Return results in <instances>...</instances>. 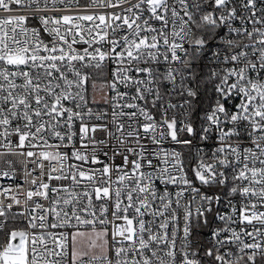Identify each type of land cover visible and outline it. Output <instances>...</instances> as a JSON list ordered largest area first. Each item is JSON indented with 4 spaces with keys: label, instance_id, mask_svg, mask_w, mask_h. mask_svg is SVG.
<instances>
[{
    "label": "snow or ice",
    "instance_id": "snow-or-ice-1",
    "mask_svg": "<svg viewBox=\"0 0 264 264\" xmlns=\"http://www.w3.org/2000/svg\"><path fill=\"white\" fill-rule=\"evenodd\" d=\"M0 148V264H264V0H0Z\"/></svg>",
    "mask_w": 264,
    "mask_h": 264
},
{
    "label": "built area",
    "instance_id": "built-area-1",
    "mask_svg": "<svg viewBox=\"0 0 264 264\" xmlns=\"http://www.w3.org/2000/svg\"><path fill=\"white\" fill-rule=\"evenodd\" d=\"M102 96H103V93L101 92L100 99L94 97L95 100L98 101V103H95V104H91L90 103V106L93 107L94 109H108V105H106L103 102ZM92 99H93V93H92V91H89V101L91 102ZM92 122L93 123H98L94 119H93ZM104 135L105 134L103 132H97L96 133V136H97L98 139L99 138H103ZM13 139H15V138H13ZM0 152H5V149L0 148ZM23 160H24V158L21 157V156H18V155H0V171H3V170L11 171L12 170V169L9 168V165L6 163V161H12L13 162V167L16 170V174H15V178L14 179H9L8 177H0V190H2L4 187H7V186H15L16 184H23V188L19 189L20 191H26V190H28L29 188L32 187V185H31L32 177L29 176V177L25 178V176H24V166H23V163H22ZM45 164H47V162H45ZM28 167L29 168H34L35 165L29 164ZM45 170H47V169H45ZM34 175L38 176L39 175V170H37L34 173ZM25 179H26L27 182H25ZM50 183L53 186H55L56 184L66 183V182L65 181H55V180H53ZM21 199H23V197H21ZM35 199H39V198H35ZM40 202L44 203V204L47 203L44 200H40Z\"/></svg>",
    "mask_w": 264,
    "mask_h": 264
},
{
    "label": "rangeland",
    "instance_id": "rangeland-1",
    "mask_svg": "<svg viewBox=\"0 0 264 264\" xmlns=\"http://www.w3.org/2000/svg\"><path fill=\"white\" fill-rule=\"evenodd\" d=\"M89 91H92V90H91V85H90V84H89ZM96 94H97V95H96ZM94 97L100 99V97H101V92H100L99 90H97V91L95 92V94H94Z\"/></svg>",
    "mask_w": 264,
    "mask_h": 264
}]
</instances>
